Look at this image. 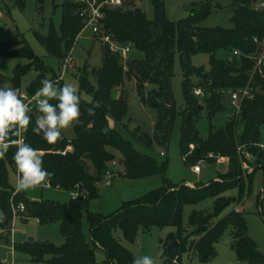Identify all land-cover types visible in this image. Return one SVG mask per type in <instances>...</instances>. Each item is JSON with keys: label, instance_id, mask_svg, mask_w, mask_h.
<instances>
[{"label": "trees", "instance_id": "16d2710c", "mask_svg": "<svg viewBox=\"0 0 264 264\" xmlns=\"http://www.w3.org/2000/svg\"><path fill=\"white\" fill-rule=\"evenodd\" d=\"M13 1L17 7L23 4V0ZM44 1L35 0L38 12L42 11ZM50 1L53 7L60 9L59 24L54 27L50 23L46 35L36 32L34 35L46 53L58 58L61 63L72 49L84 21L78 14L80 6L73 1L61 0L58 5L54 4L58 0ZM120 1L119 7L106 6L102 9L101 28L99 34L94 36L101 46V65L90 71L94 87L88 85L84 69L79 76V90L88 94L91 101L81 98L82 123L72 126L73 138L68 139L62 134L63 139L58 143L47 144L41 136L32 132L38 114L35 106L29 113L32 125L23 133V137L26 143L43 153V166L53 173L48 186L68 194L77 188L85 193L86 201L94 198L97 184L102 181L109 165L116 160L112 151L118 154L117 162L126 179L163 175L166 162L157 165L151 156L139 153L132 142L117 131L116 127L122 124L127 113V103L122 96L112 98L111 92L126 81L134 82L140 103L155 113L153 135L150 137L142 133L141 138L132 131L129 136L133 141L148 150L153 146L165 148L174 120L179 116V153L183 163L192 168L199 161L213 164L219 158H225V171L207 183L194 184L192 187L175 185L163 178L160 188L123 204L112 214L102 216L71 200L66 203L33 201L28 200L24 192L13 195L14 189L7 183L6 171L9 166L16 173L13 156L17 149L12 146L5 159L0 160V211L6 217L0 223V230L9 228L11 206L16 208L23 204L27 217L36 219L41 225L58 223L63 237L59 247L50 243L37 245L28 240L16 247L20 252L30 255L34 264H95V248L104 253L105 259L101 264H133V255L116 240L115 231H119L125 241L132 243L140 230L148 232L151 228H180L184 206H194L212 199L210 214L192 210L189 215L188 224L192 231L187 235H194L195 239L187 242V238L182 239L181 233L176 237H167L165 247L174 241L178 242V246L171 252H167L166 247L163 264H172L176 254L185 252L196 254L201 260L210 259L214 244L227 229L231 231V248L237 261L264 264V257L249 237L240 211L235 212L236 208H232L214 221L227 207L242 200L249 190L253 172L259 169L263 183L257 204L264 223V149L260 148L264 146L260 139L264 127V66L253 71L254 64L248 58L257 52L253 38H264L263 9L257 8L256 0H230L233 28L207 29L199 26L209 15L207 4H199L198 9H191L186 19L173 23L165 17L162 0H149L153 10L151 20L146 19L138 7L124 9L125 0ZM102 35L109 36L118 45L132 46L133 51L125 65L116 53L109 50L107 44L99 40ZM62 48L66 53L62 52ZM219 50L227 51L230 57L226 60L215 58ZM233 52L238 55H233ZM175 54L178 55L182 72L184 109L180 112L175 108L170 85ZM197 54L208 55L207 72L191 67L190 59ZM0 55L26 57L38 70H45L18 35H9L0 42ZM23 72L22 68L16 67L12 76L0 75V86L7 83L20 90L19 80ZM192 76L196 79L194 85L188 81ZM41 81L38 78L32 82L27 97L35 94L42 86ZM57 84L62 87L60 82ZM244 88L251 89L253 97L242 100L238 111L223 127L209 129L206 138L201 139L196 121L202 112L207 119H211L223 110L225 93ZM194 89H199L202 97H195L192 93ZM199 99H202V105ZM50 102L55 104L57 101ZM90 107L95 108L93 116L88 115ZM238 126L241 127L239 135ZM103 129L109 131L105 134ZM239 148L241 153L238 152ZM242 152L250 155L245 161L251 169L249 173L242 169ZM231 190L237 192L236 198L224 196ZM82 216H85L88 226L89 242L82 234Z\"/></svg>", "mask_w": 264, "mask_h": 264}, {"label": "rangeland", "instance_id": "374dc122", "mask_svg": "<svg viewBox=\"0 0 264 264\" xmlns=\"http://www.w3.org/2000/svg\"><path fill=\"white\" fill-rule=\"evenodd\" d=\"M165 17L168 21L177 23L186 19L191 13V9H198L199 4H207L209 6V15L200 23L202 28H221L231 29L233 24L231 22V11L229 8L230 0H162ZM258 4H262L264 11V0H256ZM61 0L54 4L58 5ZM140 8L146 17L151 20L153 18L152 5L149 0H125L123 8ZM0 42L5 41L9 35H18L26 43L32 54L39 60L45 70H38L26 57L17 56H1L0 55V75L10 77L16 67L24 70L20 76L19 88L21 95L27 96V90L32 82L36 79H49L53 82L72 83L78 88L79 96L85 101H91V98L83 90H79V76L83 69L87 74L86 79L89 86L94 87V79L90 74L91 69H97L101 65V46L100 42L89 34V31H80L76 35V40L73 43L71 57L75 65L73 72H66L61 74L59 59L49 56L45 49L37 42L34 32L40 35H46L48 26L51 23L57 27L60 20L59 7H53L50 0H45L42 5V11L38 12L35 6V0H23L21 7H17L13 0H0ZM62 52L66 51L62 48ZM69 52L66 53L68 55ZM230 54L225 50H219L215 53V58L226 60ZM190 65L194 69H202L203 72L209 70L208 55L197 54L191 57ZM54 76L56 78H54ZM54 78V80H53ZM59 79V80H57ZM189 84L194 85L196 79L192 76L188 79ZM170 85L172 96L175 103V108L178 112L184 109L183 92H182V72L178 55L175 54L173 61L172 76L170 78ZM223 110L215 114L211 119H207L204 112L196 121V129L201 139L206 138L209 129L215 130L223 127L230 117L236 112L235 105L231 104L229 94L225 93ZM122 96L127 103V113L122 119V124L117 126V131L132 142L133 147L142 154L151 156L157 165H162L165 162L167 166L163 175H154L140 179H126L123 177V170L117 162L118 154L112 153L115 156V164L112 167V175L106 180L109 185L105 186V180L102 179L97 184L95 197L81 202L83 208L90 212L106 216L116 212L123 204L133 201L137 198L143 197L161 187L163 178H166L172 184H194L207 183L213 180L217 174L223 173L226 167L225 158H219L217 163L207 164L199 161L194 165L199 166L200 172L195 174L191 167L183 163L182 157L179 153L180 140V122L181 119L177 116L174 120L170 138L165 148L153 146L151 150L141 147L138 143L133 141L129 136V132L135 131L137 136L142 138V133L150 137L154 132L155 113L153 110L144 107L136 93L133 81H126L124 84L111 92V97L117 99ZM202 105V99H199ZM112 125V122H110ZM125 125V129L122 127ZM113 126V125H112ZM241 127H237V134L241 132ZM62 134L68 138H73L72 127L67 130H62ZM261 142L264 143V127L260 132ZM211 155H209L210 157ZM246 173L251 170L246 165L243 168ZM7 183L14 189L17 175L7 166ZM263 183L262 172L256 169L252 176L248 192H245L242 200L239 203H233L227 207L215 220L224 216L232 208L238 209L242 213L245 220L246 230L251 240L256 244L257 249L264 257V223L259 215V207L257 204V197L260 194ZM28 200L35 201H54L59 203H66L70 200V196L63 190L51 188L48 185L36 189H30L24 192ZM224 196L236 198L237 192L235 190L228 191ZM23 205V204H22ZM24 206V205H23ZM25 207V206H24ZM192 210L201 211L206 214L212 212V199H206L194 206H184L181 214L180 228L163 227L151 228L148 232L138 231L134 241L129 243L123 239L119 231L114 232L116 240L128 250L134 258L148 255L151 256L155 264H163V254L165 241L169 235L176 237L181 233L182 239L187 238V242L196 237L188 236L192 231L189 227L188 219ZM21 217V218H20ZM20 217L14 221V226L18 230H23V235L13 234L10 238L4 234L0 239V262H9L11 258L10 247L15 251L14 264H34L30 255L20 252L16 247L22 246L28 239L37 245L50 243L54 247H59L63 243V237L59 232L58 223H51L41 225L36 219L27 217L21 214ZM185 232V233H184ZM82 234L84 239L89 242L88 226L85 216H82ZM3 238V239H2ZM178 244L177 241H174ZM232 235L231 231L227 229L224 231L220 239L213 246V256L208 260H201L196 254L191 252L178 253L172 259V264H245L236 260L235 254L231 248ZM95 264H101L104 259L102 250L94 249ZM45 260V258H44ZM43 260V261H44ZM41 264V263H40Z\"/></svg>", "mask_w": 264, "mask_h": 264}, {"label": "clouds", "instance_id": "9594fccd", "mask_svg": "<svg viewBox=\"0 0 264 264\" xmlns=\"http://www.w3.org/2000/svg\"><path fill=\"white\" fill-rule=\"evenodd\" d=\"M42 86L31 97H22L20 90L5 83L0 86V160L5 159L10 147L15 146L13 160L17 180L15 193L27 192L46 186L53 173L44 168L43 153L25 142L23 133L32 125L33 111L30 105L35 103V124L32 132L49 145H55L63 139L62 130L82 123L80 117L81 97L78 88L72 83H64L59 87L56 82L47 78L41 81ZM57 101L55 104L50 101ZM88 115H95V108L88 109ZM105 134L109 129L102 130ZM0 211V223L5 219ZM133 264H155L151 256L136 257Z\"/></svg>", "mask_w": 264, "mask_h": 264}, {"label": "built area", "instance_id": "2783aa9c", "mask_svg": "<svg viewBox=\"0 0 264 264\" xmlns=\"http://www.w3.org/2000/svg\"><path fill=\"white\" fill-rule=\"evenodd\" d=\"M74 3L78 4L80 6L79 9V17L83 19L84 21V26L82 28V31H89V34L91 36H96L99 34L100 28H101V19L103 17L102 14V9L103 7L106 6H111V7H119L121 6V1L120 0H71ZM257 8L262 9V4L257 3ZM1 18V14H0ZM99 40L108 45V48L111 52L116 53L119 56V59L123 65H125L126 61L129 58V55L132 53L133 48L130 45H118L111 41L109 36H100ZM253 42L257 45V52L255 55L248 56L249 59L253 62V71L259 70L261 66H264V38L262 39H256L253 38ZM233 55H238L237 52H233ZM60 71L61 74L66 73V72H73L75 70V65L71 57V52L68 53L64 57V59L60 63ZM59 80V79H57ZM193 95L195 97H202V92L199 89H194L192 91ZM229 94V99L231 104L235 105L236 112L238 111L239 104L242 100L245 99H251L253 97V93L251 89L244 88L241 90H236V91H231L228 92ZM22 97L27 98V100H31V97H27L24 95H21ZM35 106V103L33 102L30 107L32 108ZM260 148L264 149V146L261 145ZM238 152L241 153L240 148L238 149ZM243 153V152H242ZM241 155V154H240ZM243 158H242V169L247 165L246 160L250 158V155L247 153H243ZM211 157V156H210ZM201 163V162H200ZM198 163V164H200ZM114 162L110 164V166H114ZM195 165L191 168L192 172L197 174L199 173L200 169L199 166ZM250 169V168H249ZM244 170V169H243ZM251 170V169H250ZM17 175V174H16ZM110 175H112V172L108 169L105 171L103 175V179L106 181ZM48 185V184H47ZM109 183L106 181L105 186H108ZM15 190L13 192V195H15ZM70 200L72 202H83L86 200V195L84 192L79 191L77 188H75L74 191L69 193ZM235 212H238V209H235ZM25 213V208L22 204H19L16 208L11 206V220H10V225L7 230H0V239L1 237L6 234L9 236V244H10V238L13 234H20L23 235V230H18L14 226V221L17 219V217H20L21 214ZM21 218V217H20ZM3 239V238H2ZM1 242V241H0ZM11 250V258L9 262L6 261H1V264H14V257H15V251L13 250V247H10ZM173 264H178L177 262Z\"/></svg>", "mask_w": 264, "mask_h": 264}, {"label": "water", "instance_id": "95a60500", "mask_svg": "<svg viewBox=\"0 0 264 264\" xmlns=\"http://www.w3.org/2000/svg\"><path fill=\"white\" fill-rule=\"evenodd\" d=\"M134 53L136 54L137 51H134ZM198 108H202V107L199 106ZM28 240H29V241H32L31 239H28ZM177 246H178V244H177L176 242H173V243H171V244L167 247L166 251H167V252H171V251L175 250V249L177 248Z\"/></svg>", "mask_w": 264, "mask_h": 264}, {"label": "crops", "instance_id": "0c3cea01", "mask_svg": "<svg viewBox=\"0 0 264 264\" xmlns=\"http://www.w3.org/2000/svg\"><path fill=\"white\" fill-rule=\"evenodd\" d=\"M112 167H110L109 165V170L111 171ZM112 172V171H111ZM200 172V171H199ZM188 186L192 185V184H187ZM29 241V240H28Z\"/></svg>", "mask_w": 264, "mask_h": 264}]
</instances>
